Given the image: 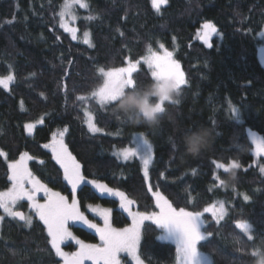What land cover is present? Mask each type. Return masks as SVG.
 Segmentation results:
<instances>
[{
    "label": "trees",
    "instance_id": "16d2710c",
    "mask_svg": "<svg viewBox=\"0 0 264 264\" xmlns=\"http://www.w3.org/2000/svg\"><path fill=\"white\" fill-rule=\"evenodd\" d=\"M81 2L87 7H74L73 39L60 26L65 0H0V77H14L7 89L0 87V151L6 154L0 156V190L11 185L9 163L27 153L32 175L72 198L51 150L54 134L67 129L65 143L86 181L124 192L136 211H158L152 193L156 191L177 209L188 211L224 202V219L206 216V231L212 235L200 248L213 264H253L252 253L264 249V173L260 163H254L249 137L250 132L264 137V63L258 52L264 37V0H167L159 11L152 0ZM206 22L217 29L211 48L197 35ZM85 32L91 47L83 42ZM149 48L170 51L188 81L181 88L180 103L165 105L158 127L118 119L114 103L101 106L92 96L103 85L101 68H124L129 62L140 61L133 74L137 86L150 84L151 72L142 61ZM87 110L102 131L89 130ZM29 123H37L33 134L27 133ZM201 126L211 130L213 142L198 157L185 154L184 133ZM137 133L153 147L148 177L140 158L122 161L114 154L131 147ZM232 161L241 165L236 180L222 186L219 180L226 181L228 174L216 164ZM77 197L82 209L87 204L110 208L116 227L130 224L119 199L99 193L91 184H82ZM26 205L23 201L18 210L25 212ZM31 216L30 227L15 218L4 219L0 264L62 262L51 248L46 227ZM237 222L252 225L251 239ZM70 228L84 241L99 243L87 227ZM160 235V229L145 222L141 258L146 264H175L176 246L157 239Z\"/></svg>",
    "mask_w": 264,
    "mask_h": 264
},
{
    "label": "snow or ice",
    "instance_id": "6c2138e0",
    "mask_svg": "<svg viewBox=\"0 0 264 264\" xmlns=\"http://www.w3.org/2000/svg\"><path fill=\"white\" fill-rule=\"evenodd\" d=\"M167 0H152L153 7L159 11L162 4ZM74 4H80V7H87V4L81 3V0H65L63 10L60 13L61 27L72 34V38L76 39V29L69 28L63 21L65 15H73L72 7ZM74 18V15H73ZM92 19V17H89ZM217 33L216 27L211 22L203 24V29L197 35L201 38L209 48L213 45L210 43V38ZM84 43L92 46L89 39V34L85 32ZM163 48V45H160ZM172 53L167 50L163 55L154 52L149 48L148 55L142 58L143 63L147 65L151 72L153 80H173L176 87L181 90L182 86L187 85L188 81L185 78L184 72L181 70L179 62L172 59ZM140 61L136 63L129 62L128 67L109 70L100 69L104 75L103 85L92 96L97 99L101 106L111 105L116 102L117 96L125 89L137 87L133 78V73L138 69ZM14 77L8 75L0 78V87L7 89ZM83 99V97H80ZM234 111H236L234 109ZM88 127L93 133L100 132L102 129L97 128L92 123L91 114H88ZM35 126L32 124L26 125L29 133L32 132ZM67 129L58 133L59 139L54 135L51 145L53 158L63 169V179L71 186L72 200L69 202L68 197L59 192H54L46 185L36 179L27 166V161L31 159L27 153H24L19 161L9 163L8 167L11 170L9 179L13 182L12 187L6 192H0V209L4 213L13 218H19L24 221L29 227L32 225V216H26L20 211L14 210L15 206L22 200L29 203L30 208L34 211L39 221L46 227L47 235L50 237L51 248L54 249L56 256L63 260V264H84L85 260H90L93 264H122L121 254L130 257L135 264H144L140 257V242L142 237V229L146 221H150L163 233L158 236L159 240L172 241L176 245V264H204L201 258V252L198 245L202 241H206L211 232L202 231L203 220L201 212L188 211L185 208H175L173 205L158 191L153 195L155 197V206L159 211L141 212L133 211L132 199L119 190L109 188L106 184L98 181H86L85 176L81 173V166L68 151L67 146L63 143L64 132ZM257 154H264V140L256 141ZM147 147V154H142L143 168L145 177L148 176V168L151 163V145L144 141ZM49 147V145H45ZM6 155L0 151V156ZM123 158L127 160L130 156L137 155V151L124 150ZM215 163V162H214ZM218 169H223L225 172L229 167L238 169L241 167L239 162L232 161L228 165L217 163ZM260 171L264 173V167ZM219 180V177H216ZM220 185L226 186L223 180H219ZM81 184H91L101 194H107L111 197L119 199V209L127 213V218L131 219V224L124 228H115L111 223L112 210L108 208H100L99 206L90 208V210L103 220V226L92 222L80 210L78 201L75 197L76 191ZM30 185V187H26ZM151 191V186H149ZM44 194V203L37 200V193ZM248 199L247 196L244 197ZM216 205H212L204 209V212H212L213 216L223 219L226 215V209L223 202H219V215L217 216ZM4 217L0 216V221ZM70 222H79L80 225L86 226L88 229H93L98 234L100 244H86L84 241L77 238L70 230L72 226ZM244 233L249 234V239L252 238L251 233L253 227L249 223L237 222L236 225ZM70 245L75 242L78 246V251L67 253L63 251L62 245Z\"/></svg>",
    "mask_w": 264,
    "mask_h": 264
},
{
    "label": "clouds",
    "instance_id": "9594fccd",
    "mask_svg": "<svg viewBox=\"0 0 264 264\" xmlns=\"http://www.w3.org/2000/svg\"><path fill=\"white\" fill-rule=\"evenodd\" d=\"M180 95L181 90L173 80H153L150 84L121 91L112 111L118 119L158 127L166 114L165 105H178ZM182 139L185 154L198 157L210 147L214 137L211 130L201 126L195 131L185 132ZM226 173L228 179L224 182L227 186L235 182L237 174L231 167ZM252 255L255 257L253 264H264V249H257Z\"/></svg>",
    "mask_w": 264,
    "mask_h": 264
},
{
    "label": "rangeland",
    "instance_id": "374dc122",
    "mask_svg": "<svg viewBox=\"0 0 264 264\" xmlns=\"http://www.w3.org/2000/svg\"><path fill=\"white\" fill-rule=\"evenodd\" d=\"M82 3V2H81ZM165 4V3H164ZM164 4H162L161 6H160V8H159V10L161 9V7H163V5ZM76 5L77 4H74L73 5V7H72V9H71V11H72V14L74 15V18H73V15H65L64 16V18H63V21L67 24V26L69 27V28H75L74 27V23L76 22V16H75V13H74V7H76ZM64 7V6H63ZM156 9V8H155ZM62 10H63V8H62ZM61 10V11H62ZM157 10V9H156ZM76 29V28H75ZM70 33V32H69ZM71 34V33H70ZM72 35V34H71ZM76 37H77V30H76ZM84 38H85V36H84ZM262 39H263V41H262V43H261V45H260V47H259V50H258V52H259V58H260V61H262V63H264V37H262ZM202 40V39H201ZM203 41V40H202ZM166 49H161L160 51H157V53L158 54H160V55H163L164 54V51H165ZM168 52H170V51H168ZM172 59H174V57H173V55H172ZM175 60V59H174ZM143 61V60H142ZM178 62V61H177ZM180 64V63H179ZM129 66V65H128ZM127 66V67H128ZM139 66V65H138ZM180 67H181V65H180ZM111 70H113V69H111ZM181 70L183 71V69H182V67H181ZM107 71H109V70H106L105 72H107ZM184 72V71H183ZM134 74V73H133ZM185 74V73H184ZM1 78V77H0ZM185 78H186V75H185ZM88 114H91V117H92V123L93 124H95V120H94V116H93V113L91 112V111H89V110H87L86 111V119H87V121H88V118H89V116H88ZM29 124H32V125H34L35 127H36V125H37V123H29ZM29 124H27V125H29ZM87 125H88V122H87ZM96 126V125H95ZM35 127L33 128V130H32V132L31 133H29V131L27 130V128H26V130H27V133L28 134H33V132H34V129H35ZM56 137H57V139H59V136H58V134L56 135V134H54ZM54 137V136H53ZM249 137H250V140H251V142H252V145H253V149H252V153H253V155H254V163L255 164H258V163H260V165H261V167H264V164L261 162V158H264V154H257V152H256V144L254 143V140H256V141H259V140H264V137L261 135V134H259V133H257V132H250L249 133ZM147 141L148 142V144H150L151 145V156H152V160H151V163L149 164V168H148V174H149V169H150V167H151V165H152V162H153V147H152V144H151V142L149 141V139L144 135V134H142V133H137V134H135L134 135V138H133V145L131 146V147H128V148H124V149H121V150H119V149H116V150H114L115 152H114V154L117 156V157H119L122 161H129V160H132V159H134V158H140L141 159V162H142V165H143V161H142V158H141V156H142V154H147V147L145 146V144H144V141ZM63 143L66 145V143H65V140H64V136H63ZM67 146V145H66ZM67 149H68V147H67ZM132 150V151H137V155H135V156H130L127 160H125L124 158H123V155H122V152L124 151V150ZM52 150V149H51ZM69 151V150H68ZM20 160V159H19ZM18 160V161H19ZM29 162H30V159L27 161V166H28V168H29ZM144 169V168H143ZM82 173V172H81ZM10 176H11V170H10ZM149 176V175H148ZM147 176V177H148ZM35 177V176H34ZM36 178V177H35ZM37 179V178H36ZM12 181H11V185H10V187L8 188V189H6V190H3V191H1L0 190V192H6V191H8L11 187H12ZM82 186V184L78 187V189H77V191H76V194H75V197H76V199H77V201H78V204H79V200H78V197H77V192H78V190H79V188ZM70 188H71V186H70ZM52 191H54V190H52ZM54 192H56V191H54ZM157 192V191H156ZM153 194L155 193V192H152ZM159 193H161V192H159ZM162 194V193H161ZM163 195V194H162ZM154 196V195H153ZM164 196V195H163ZM165 197V196H164ZM168 201H169V199L167 198V197H165ZM68 199H69V202H71V200H72V198H70V197H68ZM154 199H155V197H154ZM37 200L40 202V203H44L45 202V199H44V194L41 192V193H37ZM23 201H26V200H22V201H20L16 206H15V208H14V210H18L20 207H21V205H22V202ZM170 202V201H169ZM171 203V202H170ZM224 203V202H223ZM172 204V203H171ZM216 205L217 207H216V212H217V216L219 215V202H217V203H213V204H210V205H208V206H206L205 208H208V207H210V206H212V205ZM97 206H99L100 208H108V207H102V206H100V205H96V204H87L86 205V207H85V209H82L81 207H80V204H79V208H80V210L87 216V218L89 219V220H91L92 222H94V223H97L98 225H100V226H103V220L99 217V216H97L95 213H93L91 210H90V208H94V207H97ZM224 206H225V209H226V215H227V213H228V211H227V208H226V205H225V203H224ZM174 207V206H173ZM132 208H133V211H136L135 209V207L134 206H132ZM176 208V207H175ZM204 208V209H205ZM21 209V208H20ZM108 209H110V208H108ZM158 209V208H157ZM204 209L202 210V211H200L201 213H203V215H202V220H203V226H202V231H206V228H207V220H206V216L207 215H211V216H213V214H212V212H204ZM158 211H159V209H158ZM25 213H26V216H31L32 214H34L35 215V213H34V211L30 208V206H29V203L27 202V205H26V211H25ZM126 215H127V213H126ZM226 215H224L223 216V219L226 217ZM0 216H2V217H4V219H6V218H13V217H11V216H8V215H6L5 213H4V211H3V209H0ZM214 217V216H213ZM214 218H216V217H214ZM4 219L2 220V221H0V227H1V225H2V223H3V221H4ZM217 219V218H216ZM219 220H222V219H219ZM111 223H112V225H113V227H115V228H118V229H120V227H116L114 224H113V222H112V214H111ZM70 224H76V225H80L79 224V222H70ZM130 224H131V219H130ZM129 224V225H130ZM128 225V226H129ZM83 226V225H82ZM128 226H126V227H128ZM86 227V226H85ZM122 228H124V227H122ZM70 230L73 232V234L77 237V238H79L80 240H82V241H84L82 238H80L79 236H77L76 235V233L74 232V230L72 229V228H70ZM90 230H92L93 232H95V230H93V229H90ZM207 232V231H206ZM96 233V232H95ZM97 234V233H96ZM163 234V233H162ZM98 235V234H97ZM99 237V236H98ZM163 241H168V240H163ZM86 244H92V243H89V242H86V241H84ZM168 242H171V243H173L174 245H175V243L174 242H172V241H168ZM72 243H74L75 244V242H72ZM101 242H100V239H99V243H97V245H99ZM66 244H67V242H66ZM63 246H65V245H63ZM62 246V248H63V251H65V252H67V253H74V252H76V251H78L79 249H78V246H76V248L75 249H67V248H65V247H63ZM176 246V245H175ZM198 249L200 250V252H201V258H202V260L204 261V264H213V261H212V259H211V257L207 254V253H205L204 251H202L201 250V248H200V245H198ZM141 257V256H140ZM121 259H122V264H135V262L134 261H132L131 260V258L130 257H126L124 254H121ZM62 260V259H61ZM141 260H143L142 258H141ZM144 262V261H143ZM60 264H63V260H62V262L60 263ZM84 264H93V262L92 261H90V260H85L84 261ZM144 264H146L145 262H144ZM176 264V263H175Z\"/></svg>",
    "mask_w": 264,
    "mask_h": 264
},
{
    "label": "water",
    "instance_id": "95a60500",
    "mask_svg": "<svg viewBox=\"0 0 264 264\" xmlns=\"http://www.w3.org/2000/svg\"><path fill=\"white\" fill-rule=\"evenodd\" d=\"M17 211H20L26 215V213L23 210H17ZM15 220L20 222V223H25L24 221L20 220L19 218H15Z\"/></svg>",
    "mask_w": 264,
    "mask_h": 264
}]
</instances>
